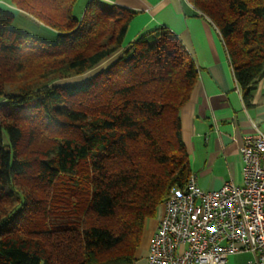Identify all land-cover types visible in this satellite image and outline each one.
<instances>
[{"label":"trees","instance_id":"trees-1","mask_svg":"<svg viewBox=\"0 0 264 264\" xmlns=\"http://www.w3.org/2000/svg\"><path fill=\"white\" fill-rule=\"evenodd\" d=\"M4 1L56 39L14 29L0 9V264H133L147 222L191 173L179 111L195 62L166 27L130 40L140 11L117 2L89 0L77 18V0ZM186 1L217 28L249 103L264 0Z\"/></svg>","mask_w":264,"mask_h":264},{"label":"crops","instance_id":"crops-1","mask_svg":"<svg viewBox=\"0 0 264 264\" xmlns=\"http://www.w3.org/2000/svg\"><path fill=\"white\" fill-rule=\"evenodd\" d=\"M140 13L130 22L127 37L163 26L185 46L197 67V79L179 111L180 133L188 153L190 172L206 190L226 181L242 183L239 153L243 138L258 129L264 133V74L245 103L217 28L186 0H113ZM0 9L22 13L0 0ZM26 16V15H25ZM162 214L150 219L133 264H146L153 232ZM250 252L228 256L225 264H249ZM204 264V263H203Z\"/></svg>","mask_w":264,"mask_h":264},{"label":"built area","instance_id":"built-area-1","mask_svg":"<svg viewBox=\"0 0 264 264\" xmlns=\"http://www.w3.org/2000/svg\"><path fill=\"white\" fill-rule=\"evenodd\" d=\"M242 183L206 190L189 174L163 200L146 264H225L250 252L264 264V133L255 129L239 148Z\"/></svg>","mask_w":264,"mask_h":264},{"label":"rangeland","instance_id":"rangeland-1","mask_svg":"<svg viewBox=\"0 0 264 264\" xmlns=\"http://www.w3.org/2000/svg\"><path fill=\"white\" fill-rule=\"evenodd\" d=\"M89 0H77L74 5L73 9V14L75 17H81L85 5L87 4ZM105 3H112L114 2L113 0H100ZM22 13H16L14 15L12 27L16 30L24 31L29 34L35 35L42 40L49 41V42H54L56 39V33L54 30L46 27L43 24H39L36 20H34L31 16L26 14L25 12L21 11ZM26 15V16H25ZM123 50V49H122ZM116 56V54L108 57L107 59L103 60L100 62L97 66H95L93 69L90 71L82 74V75H77V76H72L69 78H64L55 81L54 83L56 84H64V83H72V82H78L81 80H84L88 78L89 76L95 74L99 70L103 69L105 66H107ZM53 218L56 219L55 213L52 215Z\"/></svg>","mask_w":264,"mask_h":264}]
</instances>
